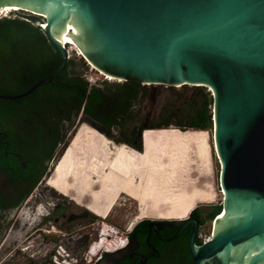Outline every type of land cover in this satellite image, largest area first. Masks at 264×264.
<instances>
[{
    "label": "water",
    "instance_id": "95a60500",
    "mask_svg": "<svg viewBox=\"0 0 264 264\" xmlns=\"http://www.w3.org/2000/svg\"><path fill=\"white\" fill-rule=\"evenodd\" d=\"M8 6L41 27L63 61L24 94L5 98L51 83L69 61L64 42L122 81L212 90L223 210L201 244L200 220L185 223H193V264H264V0H0ZM84 124L104 133L82 115L71 141Z\"/></svg>",
    "mask_w": 264,
    "mask_h": 264
},
{
    "label": "flooded vegetation",
    "instance_id": "af4514ba",
    "mask_svg": "<svg viewBox=\"0 0 264 264\" xmlns=\"http://www.w3.org/2000/svg\"><path fill=\"white\" fill-rule=\"evenodd\" d=\"M64 71L65 75H61ZM88 74V70L81 71L70 57L65 69L49 83L66 84L65 77L74 78L71 81L74 87L86 83L88 94L80 110H77L80 98L72 94L70 87L64 86L54 95V89H46L31 99L29 95L39 88L15 99L5 98L3 95L8 94L0 93V122L3 121L0 123V264H56L53 260L56 253H61V261L66 264H188V254L193 264L189 247L193 223L187 226L185 223L191 217L197 218L194 215L187 219L146 218L135 224L129 219L118 225L115 236L108 235L104 245L93 251L92 246L101 241L108 230L106 225L103 226V219L108 218L113 209L102 218L69 193L48 183L53 175L48 174L49 169L71 142L82 115L100 125V130L114 142L141 149L140 133L152 118L155 120L163 112L190 118L196 111L188 103L191 93H185L186 90L150 85L145 98V86L134 84L127 86L130 93L125 95L133 99L129 103L132 105L135 100L139 103L147 99L141 106L143 123L136 126L133 124L134 112L125 115L126 107L116 103L117 99H123L119 88L126 81L92 84ZM96 86L108 89V95L100 98L107 101H100L92 113H87L85 106ZM197 89L193 94L200 99L201 90ZM181 95L185 100L182 101ZM191 99L197 103L195 98ZM1 101H4L3 105ZM10 105H13V111L7 114ZM154 107L157 110L153 112ZM139 110V107L134 109L136 119ZM127 116L131 120L123 123ZM200 211H204L203 208ZM201 226L197 230L198 244L203 243ZM182 228L183 231L176 236ZM119 239L123 243L126 241L125 246L108 248L107 242Z\"/></svg>",
    "mask_w": 264,
    "mask_h": 264
},
{
    "label": "bare ground",
    "instance_id": "6f19581e",
    "mask_svg": "<svg viewBox=\"0 0 264 264\" xmlns=\"http://www.w3.org/2000/svg\"><path fill=\"white\" fill-rule=\"evenodd\" d=\"M18 9L8 6L3 10ZM93 129L87 124L79 128L48 183L72 194L102 218L108 216L120 193L131 196L141 206L142 212L137 217L140 220L151 216L187 219L199 204L217 201L214 184L195 177L199 171L211 174L215 145L211 144L213 136L209 130L146 129L144 150L140 153L128 150L127 144L114 146L107 139L110 137L93 134ZM220 192L223 197V191ZM140 220L135 218L132 224ZM106 228L105 236L94 245L93 251L104 245L108 235H116L117 229ZM122 241H109L108 248L123 247Z\"/></svg>",
    "mask_w": 264,
    "mask_h": 264
},
{
    "label": "trees",
    "instance_id": "16d2710c",
    "mask_svg": "<svg viewBox=\"0 0 264 264\" xmlns=\"http://www.w3.org/2000/svg\"><path fill=\"white\" fill-rule=\"evenodd\" d=\"M62 61L61 54L49 41L41 27L35 26L30 21L18 17L5 18L0 21V93L12 95L28 91L33 85L52 75L59 68ZM65 72L61 75H65ZM79 73L82 75L81 72ZM73 80L74 78L66 79L65 77L63 81L66 84L54 82L53 84L41 86L37 91L29 95V97L31 99L35 95H40L46 89H54V93L52 94L54 95L57 90L64 88V86L65 88L70 87L73 90L72 94L78 95L80 98L77 107V110H80L83 107L89 88L83 82L79 83L78 87H74L73 82H71ZM134 84L141 85V83L136 81H126L119 88L123 99H117L116 103L126 107L124 111L125 115H131V111L134 110V107H132L134 103L132 105L129 103V100L133 99H124L126 98L125 94L130 93L127 86ZM96 87L92 89L85 106L87 113H92L93 107L100 101H107V99L100 98L108 95L106 92L108 89L102 90ZM205 88L199 87L201 97L200 99H196V105L192 102V106L196 108V111L188 120H184V116L176 117L163 114L159 124L155 125L154 123L146 128H168L171 125H176L182 130H186L187 128L210 130L214 123L212 110L214 102L210 94L205 91ZM101 91L105 93H101ZM7 101L9 102V100ZM3 102L1 101V105H3ZM19 102L16 101L15 103ZM4 106L1 107L2 110ZM11 111H13V105L8 107L7 114H10ZM200 210L201 207L198 206L192 211L190 216L194 215L197 217L200 220V225H203L208 219H215L222 212L223 203L213 205L211 212L205 213ZM187 258L189 260L188 264H192L189 254Z\"/></svg>",
    "mask_w": 264,
    "mask_h": 264
},
{
    "label": "rangeland",
    "instance_id": "374dc122",
    "mask_svg": "<svg viewBox=\"0 0 264 264\" xmlns=\"http://www.w3.org/2000/svg\"><path fill=\"white\" fill-rule=\"evenodd\" d=\"M72 58L73 60L76 62L78 68L81 70V71H86L88 70V67H87V63L84 61V60H81V58L79 57V55L77 54V51L75 50L74 53H72ZM105 86H109L111 87L110 85H105ZM145 86V98L147 96V94L149 93L148 92V87H150V85H144ZM185 87H189V88H185ZM197 87H193V86H181V87H175V89H177L178 91H181V90H186L185 93H191L189 94V105L192 104V100L194 99H191V97L197 99V95L196 94H193V92H195ZM199 90V89H197ZM207 91V89H206ZM161 94V93H159ZM183 96V100H185V97L184 95H181V97ZM147 99H144V100H141L138 104L139 105H135L133 106L134 108L133 109H136L137 106L139 107V111L137 113L138 115V118L136 119V114H135V111L132 110L131 112H134L133 116L135 117L133 120V124L134 125H142L143 121L141 119V112H142V102H146ZM156 101L159 100V99H155ZM191 103V104H190ZM144 107H146V104L143 103ZM194 105H196V103H194ZM147 109V108H145ZM155 110H157V107H154L152 109V111L154 112ZM166 113V112H163L162 115L160 117H157L155 120H153V118L151 119V123H149V125H153L155 123V125L159 124V121H161V117L163 116V114ZM154 115V114H153ZM166 115V114H164ZM129 117V119L123 121V123H128L130 119V116H127ZM184 120H188V118L186 116H184L183 118ZM149 125H147L146 127H149ZM170 127L172 128H179L178 126L176 125H171ZM145 128V127H144ZM187 129H191V128H187ZM186 129V130H187ZM209 132L211 133V136H213L214 134V127H212ZM213 142H214V138H213V141L211 140V144L213 146ZM215 146H213V150H212V157H213V167L211 170H209L211 172L210 174V179H211V182L214 184L215 188H217V191L219 193V197L217 199V201L215 202H211V203H202V204H199L201 205V208H203L204 212H211L212 210V207L213 205H218L220 204L222 201H223V197H222V194L220 191H222L221 189V185H220V171H221V164L219 162V159H218V156L216 154V149L214 150ZM205 173H208L206 170H205ZM195 177H199L200 181H203L205 179L204 177V172H198L196 173L195 172ZM123 197V198H122ZM137 201L129 196H127L126 194L122 195L120 197V200H118L116 206L114 207V209L112 210V212L110 213V216L106 219H103L104 223H103V226L106 225V226H111L115 229H117L118 231V225H123L127 220L131 219V222L134 221L135 218H137V216L139 215L140 213V206L138 204V202L136 203ZM119 206V207H118ZM130 214V215H129ZM120 218V219H119ZM148 218H152L151 217H148ZM101 219V218H100ZM122 219V220H121ZM126 219V220H125ZM155 219V218H154ZM168 219H171V218H168ZM213 223H214V220L213 219H208L202 226H201V230L205 233L210 234L212 233L213 231Z\"/></svg>",
    "mask_w": 264,
    "mask_h": 264
},
{
    "label": "clouds",
    "instance_id": "9594fccd",
    "mask_svg": "<svg viewBox=\"0 0 264 264\" xmlns=\"http://www.w3.org/2000/svg\"><path fill=\"white\" fill-rule=\"evenodd\" d=\"M4 8H6V7H4ZM11 12H12V14H11V17H5V18H16V17H18V15L17 14H15V11H12V10H10ZM5 18H3V19H5ZM18 18H20V17H18ZM22 19V18H21ZM2 20V19H1ZM0 20V21H1ZM66 48V47H65ZM78 54V53H77ZM72 57V56H71ZM79 57L81 58V60H84L86 63H87V67H88V71H89V74H88V76H87V78H88V80L91 78V77H95L96 78V81H94V82H91L90 80H89V82L90 83H94V84H101L102 82H109V83H122V82H125V81H122V80H119V79H116V78H114V77H112V76H110V75H108V74H105L104 72L102 73V71H100V70H98L97 68H96V70H91L90 69V62L83 56V55H79ZM68 59H69V57H68ZM92 64V63H91ZM95 73H97L98 75H95ZM104 74L105 75H107V76H109V77H112L113 79H110V78H105V76H104ZM141 85H149V84H141ZM181 87V86H180ZM201 87H203V86H201ZM197 88H199V87H197ZM206 89H207V91H206ZM205 91L206 92H208V88L206 87L205 88ZM209 93V92H208ZM211 96V95H210ZM212 98H213V94H212V96H211ZM213 102H214V99H213ZM213 106H214V103H213V105H212V110H213ZM214 120V119H213ZM213 127H214V125H213ZM169 128V127H168ZM151 129H157V128H151ZM192 129V128H191ZM104 134V133H103ZM105 135V134H104ZM107 136V135H106ZM213 138H214V134H213ZM116 143V142H115ZM120 144H124V143H120ZM141 144H142V148L141 149H137V151H143V149H144V146H143V140L141 141ZM222 189V188H221ZM199 206V205H198ZM195 210V209H194ZM191 214V213H190ZM190 216V215H189ZM213 220H215V219H213ZM114 229V228H113ZM203 232V231H202ZM208 235H210V237L212 236V233H210V234H208ZM56 254H58V253H56ZM60 254L61 253H59L58 255H59V257H60ZM61 259V258H60ZM69 262H71V261H69ZM63 264H66V262H63Z\"/></svg>",
    "mask_w": 264,
    "mask_h": 264
},
{
    "label": "built area",
    "instance_id": "2783aa9c",
    "mask_svg": "<svg viewBox=\"0 0 264 264\" xmlns=\"http://www.w3.org/2000/svg\"><path fill=\"white\" fill-rule=\"evenodd\" d=\"M0 9L2 10V11H0V20L5 18V17H11V14H12L11 11L3 10L4 8H0ZM64 46L66 47L67 52H68V57L70 58L72 56V53L75 52V49H74V47L72 45L66 46L65 43H64ZM77 53H78V55H80V53L78 51H77ZM90 69L91 70H96V67L93 64L90 63ZM104 76H105V78H107V75L104 74ZM89 80L91 82H94V81H96V78L95 77H91ZM208 92L212 96L213 92H212V90L210 88H208ZM200 237L203 239L204 242L211 238L210 235H207V233L202 232V231H201ZM125 244H126V241H124V246H125ZM93 247H94V245L92 246V249H93ZM53 260L56 262V264H63V261H61V259H60L58 254H54Z\"/></svg>",
    "mask_w": 264,
    "mask_h": 264
},
{
    "label": "crops",
    "instance_id": "0c3cea01",
    "mask_svg": "<svg viewBox=\"0 0 264 264\" xmlns=\"http://www.w3.org/2000/svg\"><path fill=\"white\" fill-rule=\"evenodd\" d=\"M111 87H112V85H110ZM125 97L127 98V99H129V97L127 96V95H125ZM138 105V102H137V100H135V103L133 104V106H135V105ZM137 108H138V106H137ZM136 108V109H137ZM127 119H128V117H127ZM141 119H142V117H141ZM143 121V120H142ZM79 131V130H78ZM78 133V132H77ZM101 134V132H99V131H97V130H95V129H93V134ZM77 135V134H76ZM102 135H104V134H102ZM104 137L105 138H107V136H105L104 135ZM75 138V137H74ZM109 141H111L113 144H114V146H119V145H121L120 143L118 144L117 142L115 143L112 139H110V138H107ZM124 144H126V143H124ZM127 147H128V150H134V151H137V149L136 148H133V147H130L129 145H127ZM144 150V149H143ZM140 153L142 152V151H139ZM211 158H212V163H213V157H212V154H211ZM212 167H213V165H211V169H212ZM208 174V175H207ZM204 177H205V179L203 180V181H207V182H211V179L209 178L210 177V173H204ZM208 177V178H207ZM207 179V180H206ZM209 180V181H208ZM216 189V191H217V188H215ZM217 194V199H218V197H219V193H218V191L216 192ZM70 194V193H69ZM125 193H120V195H119V197H118V200L120 199V197L122 196V195H124ZM70 195H72V194H70ZM73 196V195H72ZM127 196H129V195H127ZM74 197V196H73ZM129 197H131V196H129ZM75 198V197H74ZM132 198V197H131ZM78 201V200H77ZM78 202H80V201H78ZM88 201H85V203H87ZM209 203H211V202H209ZM117 204V203H116ZM116 204L115 205H113V206H111L110 207V209H109V212H110V210H112V209H114V207L116 206ZM202 204V203H201ZM91 209V208H90ZM93 212H95V214H97V215H100V214H98V212L97 211H95V210H93V209H91ZM139 210H140V213L142 212L141 211V206H140V208H139ZM140 213H139V215H140ZM138 217V216H137ZM136 219H138V220H140L139 218H136Z\"/></svg>",
    "mask_w": 264,
    "mask_h": 264
}]
</instances>
